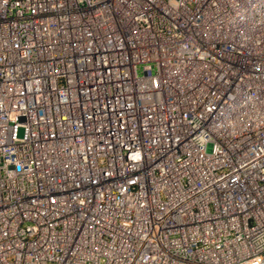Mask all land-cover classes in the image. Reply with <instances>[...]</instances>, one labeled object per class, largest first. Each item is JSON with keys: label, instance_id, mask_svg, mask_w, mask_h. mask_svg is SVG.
I'll list each match as a JSON object with an SVG mask.
<instances>
[{"label": "built area", "instance_id": "obj_1", "mask_svg": "<svg viewBox=\"0 0 264 264\" xmlns=\"http://www.w3.org/2000/svg\"><path fill=\"white\" fill-rule=\"evenodd\" d=\"M0 264H264V0H0Z\"/></svg>", "mask_w": 264, "mask_h": 264}, {"label": "rangeland", "instance_id": "obj_2", "mask_svg": "<svg viewBox=\"0 0 264 264\" xmlns=\"http://www.w3.org/2000/svg\"><path fill=\"white\" fill-rule=\"evenodd\" d=\"M20 135H22V132H20Z\"/></svg>", "mask_w": 264, "mask_h": 264}]
</instances>
